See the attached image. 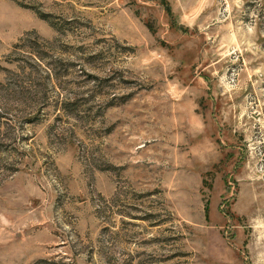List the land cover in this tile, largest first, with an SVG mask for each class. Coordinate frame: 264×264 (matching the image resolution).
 <instances>
[{"label":"rangeland","instance_id":"1","mask_svg":"<svg viewBox=\"0 0 264 264\" xmlns=\"http://www.w3.org/2000/svg\"><path fill=\"white\" fill-rule=\"evenodd\" d=\"M0 264H264V0H0Z\"/></svg>","mask_w":264,"mask_h":264}]
</instances>
